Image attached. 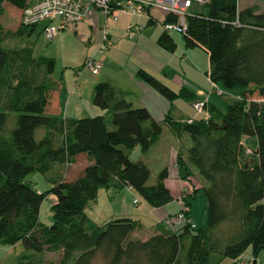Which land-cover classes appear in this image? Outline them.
Returning a JSON list of instances; mask_svg holds the SVG:
<instances>
[{
  "label": "trees",
  "instance_id": "16d2710c",
  "mask_svg": "<svg viewBox=\"0 0 264 264\" xmlns=\"http://www.w3.org/2000/svg\"><path fill=\"white\" fill-rule=\"evenodd\" d=\"M6 2L18 9L26 4V0H0V14ZM192 4L184 46L203 48L209 82L237 92L238 97L224 98L223 108L206 101L207 119L204 113L190 123L164 118L170 130L185 133L190 140L186 158L177 155L187 182L179 196L184 221L173 230L164 222V229L144 239L132 235L137 220L121 216L100 225L85 208L100 189L118 190L124 185L150 207L172 200L163 182L167 169L162 168L149 184L146 164L129 157L136 146L141 152L149 149L161 124L146 108L132 107L107 82L93 86L92 103L107 110L108 117L65 119L48 113L50 92L57 87L51 77L54 59L32 56L29 35L34 26L17 27L26 42L22 47L5 43L0 35V244L21 242L29 250L18 254V264H91L96 254L105 264H217L225 257L235 259L247 247L253 257L264 250V100L249 98L253 91L264 96V0L262 5L239 6V0ZM157 41L174 49L165 32ZM136 75L169 101H196L186 89L174 91L143 69ZM9 113L14 114V125L6 130ZM78 153L89 160L79 173L68 178L65 171L50 172L62 165L69 169ZM34 171L44 175L45 189L38 191L23 181ZM191 176L201 180L193 191L201 190L206 199V223L201 227L189 216ZM48 194L55 199L50 203L51 222L44 224L39 210ZM58 250L57 261L33 258Z\"/></svg>",
  "mask_w": 264,
  "mask_h": 264
},
{
  "label": "crops",
  "instance_id": "0c3cea01",
  "mask_svg": "<svg viewBox=\"0 0 264 264\" xmlns=\"http://www.w3.org/2000/svg\"><path fill=\"white\" fill-rule=\"evenodd\" d=\"M247 4L250 3H244L241 6ZM194 5L195 4H192L188 8V11ZM165 17V13L161 9L155 7L151 8L149 10V14L145 17L129 15L126 12H118L116 20H106L101 11L92 10L84 19V21L71 28V30L77 32L81 37H90L93 35L98 38V28H101L104 22H106L110 31V38L118 42H116L111 50L102 53L100 56L97 53L93 54L94 56H92V58L101 61V67L98 71V74L91 77L86 85H83L82 81L78 82V84L75 83L73 86L71 84L69 86V90L67 91V100H71L72 103V98L76 94L77 98L82 100L84 93L86 94L85 103L88 104V106L89 104H91L89 106V109H92V113H94V115H107V110L94 107V104L91 100L93 86L97 82H107L112 85L119 93H121L124 98L130 102L132 107L146 108L149 111L151 117L161 124V133L157 140L149 147L146 152L140 151L141 153H139L138 157L133 158L131 157V150L129 152V157L131 160H139L146 164L149 169V184H152V182L150 181V165H156L155 177L162 168H166L167 176L163 182L169 189L173 200L174 198H178L180 194L187 188V182L180 173V167L177 163V155L180 154L183 159L186 158V152L187 148L189 147L190 140L187 134H177L170 130L164 123V118L169 115L172 119L184 121L187 118L196 117L195 115H193V113L188 114L183 112L184 108H186L187 102L191 104V100L176 98L172 101H169L161 94H159L156 90H154L145 81L138 78L136 75V71L138 69H143L149 72L155 78H157L159 81H161L174 91H177L180 88H184L192 93V95L194 96L193 99L195 100L200 99L199 96L200 94L204 93V90L207 91V89L210 88L213 94L214 89L212 88L211 83L209 82L206 75V72L209 69V61L206 51L201 47L186 48L184 46L183 35L174 32H167L166 35L170 42L173 44L174 48L178 49V47H180L181 57L179 63L181 65L180 69L170 68V65L168 64L169 56L166 53L167 49L162 47L157 41L159 35L163 33L161 27L158 26L157 21H162ZM100 18H103V24H99L98 21ZM94 23L96 24L94 25ZM131 23H139L143 26L139 34H137L133 38H129L127 36V27ZM153 41L157 44L156 45L154 43V47H152L153 45L151 46V43H153ZM124 43L129 45L127 50H123V46L121 44ZM120 51L123 52L122 55L117 54ZM51 77L57 83L52 74ZM201 84L205 85L201 86ZM60 91V84L57 83L56 89L50 92L49 104L47 106L48 113L58 115L65 119L86 117L81 116L82 110L78 112L79 110H75L74 107H71L70 112H64L63 114H61L67 109L65 110L66 106L64 108L60 106ZM214 96L217 95L215 94ZM205 98L207 103L216 106V103L210 101V97L206 96ZM221 98L224 99V96H222ZM66 104H68V101L66 102ZM76 104H79V102H76ZM40 130L41 129H39V132ZM133 149V153H136L139 150L137 146ZM154 159H156V161ZM87 163H89V160L85 153L76 154L74 156V160L70 162L72 168L69 167V172L65 176L68 178L73 177L74 175L79 173V171H81V169ZM53 171L54 174L62 173L63 175V170H58V166L55 167ZM42 177L45 179L44 175H42ZM191 177L192 182L194 184L196 183L195 187H197L198 184L200 185V179H196L195 176ZM34 188L40 191V189H37L35 186ZM103 190L105 193L100 194L102 195V197L104 196V198L107 195V199L109 202V211H100L98 213L99 218H103L104 220H102L105 221V223L113 218L121 216H127L135 219L138 222V226L132 232V235L137 236L141 239H144L151 234L160 232L161 228L164 229V219L167 216H171L175 212L173 208H170V205L168 203L159 207H150L148 204L144 203L142 211L139 210L138 208L142 206L139 205L140 200L137 199L132 188H130L129 186L124 185L118 190H115L113 188ZM49 196L51 203L55 199V197L52 194H49ZM134 199H136V202H133ZM97 202V197L92 200V207L94 209L93 215L97 212L95 208L97 207ZM88 207L89 205L87 204L86 208ZM140 215L141 218H139ZM87 216L90 218L88 214ZM189 216L191 219V215ZM142 219L148 221V228H145V222ZM19 244V242H16L15 244L9 246L0 244V264H9L8 258L11 257V264L17 263V256L22 252ZM17 247H19L18 250ZM241 256L243 259L242 261H240ZM247 262H252V264H264V250L259 251L256 256L253 257L251 248L247 247L241 254L233 259V264H246Z\"/></svg>",
  "mask_w": 264,
  "mask_h": 264
},
{
  "label": "rangeland",
  "instance_id": "374dc122",
  "mask_svg": "<svg viewBox=\"0 0 264 264\" xmlns=\"http://www.w3.org/2000/svg\"><path fill=\"white\" fill-rule=\"evenodd\" d=\"M122 2H124V0H121ZM263 0H239V6H241L244 3H256L259 5H262ZM20 13H21V9H18L14 6H12L9 3H3V7H2V12L0 14V35L3 36V41L9 45H18V46H24L25 45V41H23L20 36L17 34L16 30L17 27L20 25ZM103 18L99 19V24H103L102 22ZM96 23H94L95 25ZM93 25V26H94ZM43 26H44V22H40L38 23L37 26H35L33 28V30L31 31L30 35H29V40L33 43V48H32V56L37 57V56H45V57H49V58H53L55 60L54 62V69L52 72V76L53 78L57 81V83L60 84V94H61V104L60 106L62 108H64L65 106V110L63 111L61 114H63L64 112H70L71 107H74L75 110H79L78 112H80V110H82V115L81 116H93L94 113H92V109H89V106L91 104H86L85 102V97L86 94L83 93V97L82 100H80L79 98H77V94L73 96L72 98V103L71 100H67L68 99V90H69V86L72 84V86L76 83L78 84V82L83 83V85H86V83L88 82V80H90L91 77L97 75L98 73L94 74L92 73L88 68L85 67V60L88 57H92L94 56L93 54H98L99 56L106 52L109 51L113 48V46L116 44V42L118 41H114L113 39H111L112 44L108 49H100V46L102 44V29L98 28L99 30V36L98 38H96L95 36H90V37H81L78 35L77 32H74L71 30V28H66L64 30H61L60 32H58V34L52 38H47L43 32ZM103 26V25H102ZM159 26V25H158ZM153 27V26H152ZM151 27V28H152ZM158 30V29H155ZM4 33V34H3ZM126 38V37H125ZM155 38V37H154ZM127 39V38H126ZM154 43L156 44V42L153 41V43H151V46L154 47ZM123 46V50H127L129 45L124 43L121 44ZM157 45V44H156ZM118 49V48H116ZM169 56V65L170 68L172 69H180V57H181V50L180 47L174 48L173 50H168L166 52ZM118 55H122L123 52H118ZM31 69V70H30ZM28 70L29 73L33 72V68H30ZM205 84H201V86H204ZM62 87V88H61ZM223 90V96L224 98H236L238 97V93L234 92L232 90H226V89H222ZM215 95V93H213ZM211 92V89L208 88L207 91L204 90L203 94H200L199 98L201 100H206V96L210 97V101H213L214 103H216L217 107L223 108L224 106V101L223 98H219L218 96H214ZM88 98V97H87ZM250 99L256 100V101H263L264 100V96H260L258 95L257 91H253L252 94L249 95ZM92 100V99H91ZM68 101V104H66V102ZM76 102H79V104H76ZM82 103V104H81ZM93 105V104H92ZM94 107H97L95 105H93ZM80 107V108H79ZM99 108V107H98ZM101 109V108H100ZM185 113H193V115H195V117H201L199 113L196 112V110L193 108L192 104H189L187 102L186 104V108H184ZM81 114V113H79ZM192 115V116H193ZM106 117H108V114L106 115ZM14 125V114L13 113H9L7 115V120L5 123V129L8 130L10 128H12ZM39 128L36 129L35 131V137L37 138L38 133H39ZM134 149H132L131 153V157L133 158H137L140 150H138L136 153H133ZM156 155V154H154ZM156 157V156H155ZM156 161V159H154ZM155 164L150 165L151 167V176H150V181L153 183L156 179L155 177ZM57 167V166H56ZM70 168H72L71 165H69ZM65 166L62 165L61 167H58V170H63L65 171V175L68 174L69 169L64 170ZM51 173H54V171H52ZM180 173L183 175L182 170L180 169ZM157 175V174H156ZM196 179H200L198 176H195ZM180 179V178H179ZM24 182H30L32 183L37 189L43 190L45 189L48 184L45 181V179L42 177V175L39 172H31L29 174H27L24 178H23ZM196 184V183H195ZM195 184L192 182L191 184L188 185V189L191 193H193V197L190 198V202H191V219L192 221L196 224V226L201 227L204 226L206 223V214H207V205H206V199L204 197V195L202 194L201 190H195ZM134 192V191H133ZM100 193H105L103 189H100L98 191L97 194V198H98V202H97V207L96 210L97 212L93 215V207H92V201H90L88 203L89 207L86 208V213L90 216V218H92L95 222H97L98 224H105V221H103V218H99L98 213L100 211H104V212H108L109 211V202L107 199V195L102 197V195ZM134 194L136 195L137 199L140 200L139 201V205L140 206L138 209L142 211V207L144 205V203L147 204V202L138 194H136V192H134ZM170 205V208H173V210H175V212L171 215L174 216L175 214H177L180 210V208L183 206V202L181 197L178 198H174L173 200L167 202ZM166 203V204H167ZM96 204V203H95ZM97 216V217H94ZM168 217V216H167ZM139 218H141V215L139 216ZM103 219V220H102ZM39 220L41 223L44 224H50L51 222V211H50V196L49 194L42 200V203L40 205V210H39ZM145 222V228H148L149 223L147 220L142 219ZM183 223L182 221H178L177 223L174 224V227H170L168 228V230H173V229H177L178 227L181 226V224ZM19 247H21V250L23 252L27 251L25 250V248L22 246L21 242H19ZM17 247V250L18 248ZM29 253V250L27 251ZM61 255V251L58 250L56 252H50V251H44L41 255L39 254H34L33 258L34 260H37L38 258H41V261H57L59 259ZM242 256L240 261H242ZM239 261V262H240ZM238 262V263H239ZM8 263L11 264L12 263V257L8 258ZM18 264V263H15ZM91 264H105L104 260L102 259V257L99 254H96V256L93 258ZM217 264H233V259L230 257H225L223 258L220 262H218ZM246 264H252V262H247Z\"/></svg>",
  "mask_w": 264,
  "mask_h": 264
},
{
  "label": "built area",
  "instance_id": "2783aa9c",
  "mask_svg": "<svg viewBox=\"0 0 264 264\" xmlns=\"http://www.w3.org/2000/svg\"><path fill=\"white\" fill-rule=\"evenodd\" d=\"M208 0H26V4L21 9L20 23L26 26H37L44 22L43 32L47 38H52L61 30L73 28L84 21L92 10H99L106 20H116L118 12H126L129 15L147 16L151 8L161 9L166 17H174L175 21H157L162 31L184 34L186 31V16L188 8L192 3H204ZM139 23H131L127 27V36L135 37L142 30ZM102 29V44L100 49H108L112 41L110 39L109 28L104 22ZM85 67L96 74L100 70L101 61L92 57L85 60ZM214 92L223 94V90L211 83ZM206 100H196L192 103L197 113H204V119L208 114L204 111ZM186 122H192V118H187ZM136 202V199L133 200ZM184 221L183 212H178L174 216L164 219L166 226L173 227L178 221Z\"/></svg>",
  "mask_w": 264,
  "mask_h": 264
}]
</instances>
